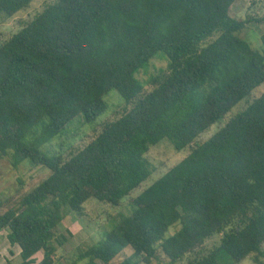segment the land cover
Returning a JSON list of instances; mask_svg holds the SVG:
<instances>
[{
	"label": "trees",
	"instance_id": "1",
	"mask_svg": "<svg viewBox=\"0 0 264 264\" xmlns=\"http://www.w3.org/2000/svg\"><path fill=\"white\" fill-rule=\"evenodd\" d=\"M33 1L0 0V12ZM235 1L51 0L1 35L0 160L50 170L17 206L2 212L0 201V231L21 257L4 264H35L39 252L55 264L57 229L92 197H129L133 209L71 264H264V92L252 97L264 83V32L260 49L245 38L264 15L234 16ZM159 51L168 64L142 82ZM111 90L125 105L92 140L66 156L42 149L78 116H100ZM165 137L191 151L143 186L154 173L146 153Z\"/></svg>",
	"mask_w": 264,
	"mask_h": 264
},
{
	"label": "rangeland",
	"instance_id": "2",
	"mask_svg": "<svg viewBox=\"0 0 264 264\" xmlns=\"http://www.w3.org/2000/svg\"><path fill=\"white\" fill-rule=\"evenodd\" d=\"M51 0H34L33 3L24 11L8 17L4 12H0V37L17 32L25 21L33 17L40 11L45 3ZM231 14L237 17H246L248 14L264 15V0H236L231 7ZM264 32V22L252 23L246 32V40L256 48H261L259 36ZM2 35V36H3ZM1 41V38H0ZM168 64L167 55L159 51L143 69L137 73L138 79L142 82L159 71ZM147 88H150L149 86ZM264 92V83L253 91L252 97H256ZM104 100L107 104L106 110L92 122H86L81 116L63 130V134L53 139L42 147L50 154L63 152L66 156L73 151L83 147L92 140L102 129L105 122L118 117L125 105V100L117 90H111ZM246 106V101L242 100L232 109V114L242 110ZM226 118L212 124L203 131L198 137V141L208 139L215 133L220 126L225 123ZM191 151L190 146L181 150L175 149L170 139L165 137L156 145L151 146L146 153L147 158L154 166V173L145 181L143 186L152 183L156 178L167 172L172 166L180 162ZM50 174V170L45 167L30 164L28 160L19 166H14L11 158L5 157L0 160V201L1 211L17 206L21 198L31 189L37 186L43 179ZM141 189L133 191L131 195H136ZM132 204L129 197H125L121 204L113 206L102 202L94 197L84 204L83 215L70 213L56 231L57 238L53 240L56 248L55 264H71L74 262L79 252L100 240L106 232L110 231L121 222L132 211ZM175 227H170L169 232L173 233ZM220 236H215L208 241V246H212L219 241ZM0 262L9 259L14 263L21 260L18 246H11L7 239L6 230L0 231ZM264 247V246H263ZM225 255V254H223ZM227 255V254H226ZM191 257V256H190ZM43 258L42 252L35 256V264H40ZM189 258V257H188ZM188 258L183 259L178 264H188ZM83 264V262L77 263ZM224 264H254L252 258L247 257L239 262L225 261Z\"/></svg>",
	"mask_w": 264,
	"mask_h": 264
},
{
	"label": "crops",
	"instance_id": "3",
	"mask_svg": "<svg viewBox=\"0 0 264 264\" xmlns=\"http://www.w3.org/2000/svg\"><path fill=\"white\" fill-rule=\"evenodd\" d=\"M15 246H18V245H15ZM19 248V252H20V247L18 246ZM6 261H3V262H0V264H4Z\"/></svg>",
	"mask_w": 264,
	"mask_h": 264
},
{
	"label": "built area",
	"instance_id": "4",
	"mask_svg": "<svg viewBox=\"0 0 264 264\" xmlns=\"http://www.w3.org/2000/svg\"><path fill=\"white\" fill-rule=\"evenodd\" d=\"M1 246H2V243H0V248H1Z\"/></svg>",
	"mask_w": 264,
	"mask_h": 264
}]
</instances>
